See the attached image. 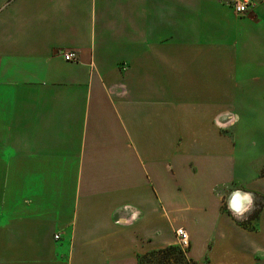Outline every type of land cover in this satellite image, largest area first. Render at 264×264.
<instances>
[{"label":"crops","instance_id":"obj_1","mask_svg":"<svg viewBox=\"0 0 264 264\" xmlns=\"http://www.w3.org/2000/svg\"><path fill=\"white\" fill-rule=\"evenodd\" d=\"M259 81L264 3L0 0V264H264Z\"/></svg>","mask_w":264,"mask_h":264},{"label":"rangeland","instance_id":"obj_2","mask_svg":"<svg viewBox=\"0 0 264 264\" xmlns=\"http://www.w3.org/2000/svg\"><path fill=\"white\" fill-rule=\"evenodd\" d=\"M223 4L225 7H229L233 10V6H231V2L223 0ZM255 89L257 90V96L255 99L259 98L260 94L262 95L264 93V81H259L255 83ZM242 119L245 120L244 122L247 124L249 129H246V136L248 143L252 145L253 149L256 152V158L255 160H252L255 170H256V177L259 174V177H261V172L263 171L262 165L264 164V107H258L255 112L247 113V114H241ZM249 132V133H247ZM251 162V163H252ZM243 163V162H241ZM262 170L260 171V169ZM260 171V173H259ZM250 175L251 169L249 170ZM253 191V190H252ZM254 193V203L251 202L247 205L246 209L243 211V216L247 215L249 212V218L253 217L255 214H258V212L261 210L263 204H264V195H261L255 191ZM246 211V212H245ZM253 225L256 224L255 221L252 222ZM187 253V252H186Z\"/></svg>","mask_w":264,"mask_h":264},{"label":"trees","instance_id":"obj_3","mask_svg":"<svg viewBox=\"0 0 264 264\" xmlns=\"http://www.w3.org/2000/svg\"><path fill=\"white\" fill-rule=\"evenodd\" d=\"M261 178H264V168L261 172ZM257 216L258 214H255L251 219L243 223V225L246 226L252 219H256ZM186 252L187 251L184 252L178 245L166 247L140 255L138 264H195L187 258Z\"/></svg>","mask_w":264,"mask_h":264},{"label":"built area","instance_id":"obj_4","mask_svg":"<svg viewBox=\"0 0 264 264\" xmlns=\"http://www.w3.org/2000/svg\"><path fill=\"white\" fill-rule=\"evenodd\" d=\"M264 3V0H234L231 2V6H233L234 13L239 16H245L249 14V12L256 7V5ZM64 59L68 62H77L78 56L74 52H64ZM176 239L178 246L185 252L189 249L190 239L189 235L183 229L176 230ZM60 234L56 235L55 238L57 240L60 239Z\"/></svg>","mask_w":264,"mask_h":264},{"label":"water","instance_id":"obj_5","mask_svg":"<svg viewBox=\"0 0 264 264\" xmlns=\"http://www.w3.org/2000/svg\"><path fill=\"white\" fill-rule=\"evenodd\" d=\"M241 196V195H240ZM245 203H246V200H242V203L239 205H237L236 204V202L233 200V201H231V203H230V207H231V209H233V210H237V211H240V210H243V209H245Z\"/></svg>","mask_w":264,"mask_h":264},{"label":"bare ground","instance_id":"obj_6","mask_svg":"<svg viewBox=\"0 0 264 264\" xmlns=\"http://www.w3.org/2000/svg\"><path fill=\"white\" fill-rule=\"evenodd\" d=\"M238 195H240V194H238ZM236 199V198H235ZM234 200V199H233ZM238 204H240V203H238ZM238 212H242V210H240V211H238Z\"/></svg>","mask_w":264,"mask_h":264}]
</instances>
